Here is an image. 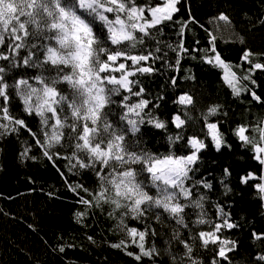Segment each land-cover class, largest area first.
I'll return each instance as SVG.
<instances>
[{
  "label": "trees",
  "instance_id": "1",
  "mask_svg": "<svg viewBox=\"0 0 264 264\" xmlns=\"http://www.w3.org/2000/svg\"><path fill=\"white\" fill-rule=\"evenodd\" d=\"M137 3L149 6L156 0H137ZM177 7L180 11L174 14L172 21L159 25V31L152 29L151 35L144 38V44L128 49L133 55L153 53L149 61L139 65L150 66L153 71L130 77L137 81L134 91L144 89L142 96H131L130 101L135 103L147 99L150 103L145 111L160 120L169 121L175 113H180L182 118L187 115L188 119L181 129L169 124L167 130H160L145 123L140 126V133L132 135L129 132L126 138L137 146V151L152 154L171 150L184 155L190 151L186 144L188 137L205 141L207 147L200 153V160L194 166V172L190 173L192 179L187 183L207 180L212 184L210 190L202 186L194 190L205 197L203 211L210 224L230 219L238 225L232 229L225 227L218 234L222 240L234 242L233 250L226 252L227 259L218 256V244H209L207 248L202 246L198 233L208 231L210 224L196 223L201 210L191 208L186 209L187 228L176 224L162 209L154 207L149 208L139 220L125 217L127 225L155 232V235H146L144 241L146 248L155 246L158 250L159 255L154 260L144 257L137 261L134 256L127 255L128 251L136 254L140 251L130 241L126 250L111 247V244L125 239L119 228L123 209L113 213L111 204L101 202L100 206L89 208L80 222L75 216L77 211L85 208L78 203L79 197L70 186L82 184L90 192H97L99 184L95 171H70L65 159L58 160L54 166L43 156L42 150L33 145L29 134L21 132L0 137V264H173V256L178 258L179 264V257L184 256L185 249L175 239L177 230L181 239L193 247V259L199 260L200 264H213V261L216 264H259L257 256L264 253V239L254 238L253 233H264V199L252 186L255 180L244 185L240 183V177L248 172L260 176L264 174V166L253 159L251 146L243 145L234 130L241 125L247 126L250 131L246 134L258 138L255 130L264 122V70L255 71L252 76L255 84L243 81L261 97V101H256L248 91L234 95L224 83L221 69L205 63L203 56L204 49L210 47L211 32L218 36L217 50L226 62L243 64L247 68L242 54L250 50L256 54L252 57L253 62L264 63V0H181ZM221 14L229 17L230 24L225 25L216 19ZM185 22L183 42L189 52L178 57L174 49L181 40L180 26ZM118 61L128 62L126 70L137 67L123 58ZM4 63L0 61V65ZM15 71L37 74L36 69H19L10 73V77ZM112 74L120 75L119 72ZM173 80L176 84L172 83ZM9 82H12L11 78ZM59 87L65 92L70 91L66 84ZM184 93L193 97L192 105L174 103ZM125 95L129 94L123 90L119 95H112L113 102L103 110L105 119L118 131L127 128L126 122L120 119L126 111L123 108ZM12 105L34 130L39 127L38 117L23 114L18 97H13ZM211 106H218V112L208 121L219 122L220 130L231 145L222 147L219 152L204 127L205 114ZM177 133L182 134L185 140L172 143L169 136ZM28 146H31V151L27 157H22L21 153ZM60 151L62 155H70L68 149ZM225 168L231 173L227 178L224 176ZM77 191L88 198L87 193L80 189ZM220 208L224 216H221ZM60 247L65 251L60 252Z\"/></svg>",
  "mask_w": 264,
  "mask_h": 264
},
{
  "label": "snow or ice",
  "instance_id": "2",
  "mask_svg": "<svg viewBox=\"0 0 264 264\" xmlns=\"http://www.w3.org/2000/svg\"><path fill=\"white\" fill-rule=\"evenodd\" d=\"M180 2L156 0L153 5L141 6L137 0H0V61L5 62L0 65V137L27 132L33 145L42 150L43 156L54 166L58 160L65 159L70 171L94 170L99 184L97 192H90L82 184L70 186L79 197L78 203L85 208L75 213L77 221L87 215L89 208L100 206L101 202L111 204L113 213L123 209L119 228L125 239L111 247L126 250L130 241L140 251L138 254L128 251L127 255L134 256L137 261L144 257L154 260L159 255L155 246L146 248L144 243L146 235H155V232L129 226L125 224V217L139 220L154 207L187 228L186 209L191 208L201 210L196 223L210 224L203 211L205 197L194 190L200 186L210 190L212 184L207 180L187 183L192 179L190 173L194 172L200 153L207 147L205 141L188 137L186 144L190 151L184 155L171 150L152 154L137 151V146L126 138L129 132L132 135L140 133V126L145 123L160 130H167L169 124L181 129L188 119L187 115L182 118L180 113H175L169 121L160 120L145 111L150 103L147 99L130 101L131 96L139 97L144 93L143 88L133 90L137 81L130 77L153 71L150 66H139L141 62L149 61L153 53L133 55L128 49L144 44V38L151 35L152 29L159 31V25L172 21L174 14L180 11L177 7ZM216 19L230 24L225 14ZM186 27L187 22L180 26L181 40L174 49L178 57L189 52L183 42ZM209 36L210 47L204 49V62L222 70V79L234 95L248 91L254 100L261 101V97L243 81L255 84L252 76L256 70H264V63L253 62L252 57L256 54L250 50L242 54L247 68L243 64L226 62L217 50L218 36L211 32ZM121 58L137 66L135 70H125V63L114 67ZM19 69H36L37 74L15 71L10 77V73ZM114 72L120 73L119 78L112 74ZM172 83L176 84V81ZM61 84H66L70 91L61 89ZM122 90L129 94L123 96L126 111L120 117L127 128L118 131L105 119L103 110L113 102L111 96L119 95ZM13 97L21 101L23 114L39 118L36 130L23 115L16 113ZM174 103L189 106L194 101L191 95L184 93ZM217 112L218 106L208 108L204 127L219 152L222 147L231 145L220 130L219 122L208 121ZM249 131L247 126L241 125L234 134L243 145L251 146L253 159L264 166V122L255 130L258 138L246 134ZM169 140L176 143L185 137L177 133L169 136ZM61 149H68L70 155H62ZM30 151L31 146L25 147L22 157H27ZM230 175L229 169L225 168V178ZM254 180L256 183L252 186L264 199V174L257 176L248 172L240 177V183L244 185ZM77 189L87 193L88 198L80 195ZM219 212L221 216L225 215L222 208ZM225 227L232 229L238 225L224 219L222 223L210 224L208 231H200L197 238L205 248L209 244H218V256L227 259L226 252L233 250L234 242L222 240L218 235ZM253 235L256 239H264V233ZM175 239L185 249L179 264H200L199 260L193 259V247L181 239L178 230ZM59 251L64 252L65 248L60 247ZM172 259L173 264H177L178 258L173 256ZM257 261L264 264V253L257 256Z\"/></svg>",
  "mask_w": 264,
  "mask_h": 264
},
{
  "label": "rangeland",
  "instance_id": "3",
  "mask_svg": "<svg viewBox=\"0 0 264 264\" xmlns=\"http://www.w3.org/2000/svg\"><path fill=\"white\" fill-rule=\"evenodd\" d=\"M131 62V61H130ZM119 63H125V65L127 66V64H128V62H126V61H121V62H119V61H117L116 62V64L114 65V67H118V65H119ZM132 63V62H131ZM126 70V69H125ZM222 71V70H221ZM222 75H223V73H222ZM117 78H119V77H117ZM210 138V137H209ZM210 140H211V138H210ZM212 142V141H211ZM213 143V142H212ZM214 145V144H213Z\"/></svg>",
  "mask_w": 264,
  "mask_h": 264
}]
</instances>
